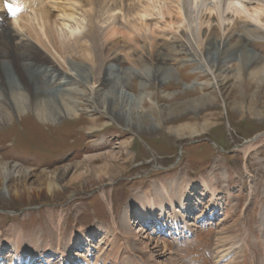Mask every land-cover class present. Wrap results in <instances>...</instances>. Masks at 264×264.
<instances>
[{
	"label": "rangeland",
	"instance_id": "1",
	"mask_svg": "<svg viewBox=\"0 0 264 264\" xmlns=\"http://www.w3.org/2000/svg\"><path fill=\"white\" fill-rule=\"evenodd\" d=\"M59 1L50 0L49 3H60ZM135 2L140 3V0L118 2L120 7L110 11V19L115 21L120 31H124V35L116 31L107 35L106 31L111 27L109 23L101 29L94 28L102 57L106 58L108 55L105 49L112 40L120 42L123 51L128 53H122L121 62L114 63V69H119L117 73H123L122 76L127 78L134 104L138 105V109L146 111L151 126H159L165 116L164 112L171 109L174 102L176 107L187 112L190 120L196 119L187 122L192 126L197 125L198 131L178 136L168 128L179 122L163 125L162 129L157 128L152 134H138L129 130L115 117L102 112L98 104H95L96 101L88 100L95 96L98 88L107 89V83L102 84L101 77L104 72H109L110 67L106 65L96 73V53H82L84 46L80 45L76 48L77 53H66L63 56L58 49V42L44 46L32 36H20L12 20H9L7 29L17 36L15 41L19 45L24 41L35 45L34 59L38 63L54 65L59 73L67 74L64 77L70 83L65 88L67 94L64 91L63 95L70 107L79 113L53 124L42 122L33 112L23 118L14 113L13 119L10 117L7 123L0 125V157L3 158L1 167L4 182V185H0V232L4 238H9L8 232L13 227L20 228L18 241L25 243L23 239H34V252L37 254V258L30 262L27 251H15L6 243L1 254L3 258L0 256L1 264H11L14 259L15 264H67L68 254H60L57 249L61 246L66 252L63 246L72 238L74 245L69 255L72 264H172L174 260V264H225L216 261L218 233L226 229L233 234L234 229L242 224L247 228V246L243 253H229V258H235L236 264H264V225L261 219L264 207V141L259 146L260 156L247 157L243 150L247 142L264 134V91L253 95L256 88H252L242 103L244 111L235 109L237 99L233 95L234 79H225L224 75L218 77L217 69L213 70L214 73H208L199 58L192 57V60L189 52L179 53L180 49L188 47L186 45L189 42L182 36L180 29H177L178 25L173 23L176 20L175 14L162 16L160 8L156 7L154 14L143 16L142 21L148 23V26L135 29L132 23L134 11L129 8L130 13L126 14V9H123L125 4ZM107 3L111 4L110 9L117 5L115 2ZM40 4L43 3L40 1ZM242 4L251 13H254V9L264 11L261 0H243ZM87 5L79 6L85 8ZM235 6L241 7L239 3H235ZM1 7L3 8L2 0L0 9ZM49 7L52 6L46 8ZM248 14L236 13L235 18L241 16L253 26L264 30L261 20L249 17ZM243 43L248 48L256 49L259 59L255 65L263 67L264 40L251 36L250 41L243 40ZM155 44L167 48L163 50L164 54L168 53L169 58V69L166 72L168 79L164 84L153 79L147 60ZM135 58H138L137 63ZM73 64L88 68L90 78L85 80L77 77L71 68ZM37 68L35 66L36 70ZM255 69L252 68L250 72ZM146 71L151 72L147 74L150 78L142 79L139 74L144 75ZM237 73L238 69L230 72L229 76ZM3 80L4 75L0 80L1 84ZM186 91L194 94L186 95ZM200 94L211 95V98L200 103L196 99ZM142 96L143 100H137ZM195 99L197 101L191 102ZM185 102L186 108L182 106ZM198 114L201 117H197ZM204 115H207V120H203ZM207 123L209 127L202 129ZM103 152H114L119 157V167L112 172L111 177L108 173L103 174L105 178L100 181L93 179L95 175L90 173L91 167L88 165H102L103 158L91 161L89 158ZM73 164L78 165L64 177L67 188L55 193L56 196L41 191L39 196L32 193L30 199H20V196H14L17 195L14 194L15 190H8L11 177L14 175L20 178L21 172L24 173L26 169L38 175L44 169L55 170L57 167ZM246 165L250 166L252 177H248ZM83 172L87 175L83 180L72 179L73 174L78 177ZM212 174L218 180V195L215 199L201 182V176L208 177ZM183 177L190 178L195 184V200L192 202L194 209L187 212L190 215L187 218L188 224L195 231H185V223L176 224L177 227L176 218L170 213L167 214L169 216H162L161 222H154L152 227L148 224L145 226L146 233L154 239L153 243L158 241L160 245H167L166 251L157 248L154 252L157 262H149V253L140 251L136 242L132 241L131 251H126L123 236L128 237L130 234L124 230L123 210L129 198L136 192L152 193L155 185L159 188L162 182L182 181ZM70 179L73 181L70 182ZM32 180L33 178L29 181ZM103 189L109 196L110 204L101 195ZM252 196V202L249 203ZM127 206L129 217L136 219L133 223L129 221L130 229L135 231L141 224L136 218L140 213L130 204ZM169 212H172L171 208ZM211 213L215 215L210 219ZM52 214H55L54 220L49 218ZM56 219L59 222L54 223ZM231 244L225 247L228 248ZM18 245L21 246V243L18 242Z\"/></svg>",
	"mask_w": 264,
	"mask_h": 264
},
{
	"label": "bare ground",
	"instance_id": "2",
	"mask_svg": "<svg viewBox=\"0 0 264 264\" xmlns=\"http://www.w3.org/2000/svg\"><path fill=\"white\" fill-rule=\"evenodd\" d=\"M121 1L132 2L135 0H60V3L50 2L49 4L52 7L49 8H46L44 4H40V0H29V5L27 4L26 8L28 13H21L20 16H16V18L12 19V24L17 28L20 36H32L40 40L44 46L49 43L56 44L58 42V49L63 56L66 53H77L76 48L80 45L84 46V50L81 51L82 53H96L98 56L97 63H94L96 73L100 72L106 65L110 67L109 72H104V75L101 77L102 84L107 83V89L98 88L95 96H91L88 100L91 102L96 101L97 103L95 104H98L102 112L105 111L111 117H115L129 130L138 134H152L157 128L162 129L163 125L165 126L170 122H179L171 124V127L168 129L178 134V136L185 134V132H189L190 134L196 133L198 126L190 124L191 121L193 122L196 119L190 120L191 117L188 116L187 112H183L182 108L176 107L173 104L174 102H172L171 109L164 112L165 116L162 117L160 124H158L159 126L155 127L153 124L151 126L146 111L138 109V105L134 104L133 94L128 90L127 78L122 76L123 73H117L119 69H114L116 65L114 63L121 62V55L125 52L120 42L112 40L105 49L108 55L106 58L102 57L103 54L101 47L98 46L97 32L95 30L101 29L105 25L108 26L109 23L111 27L106 31L107 35L113 34L115 31L124 35V31H120V27H116L115 21L112 22V19H110L112 16V12L110 13V11L120 7L118 6V2ZM261 1L264 5V0ZM107 2H115L117 5L113 9H110L111 4ZM235 3H239L242 8L235 6ZM242 3L243 0H140V3L125 4L123 9H126V14L130 13V9L134 11L135 18H133L132 23L135 29L148 26V23H143V16L154 14L156 7L160 8L162 16L174 13L176 20L173 23L178 25L177 29H180L182 36L186 37L189 42L186 45L188 47H183L179 53L186 54L189 52L191 55L190 59L192 60H194L193 58H199L200 63L207 68L206 71L208 73L209 71L214 73L213 70L217 69L219 72L218 77H223L224 75L225 79H234L233 95L238 100L235 101L234 106L235 109L243 112L242 103L244 99H247L252 88H256L253 95L264 91V86H262L264 84V66L255 65L259 59V53L252 47L248 48L247 44L243 43V40L250 41L251 36L264 40V30L253 26L251 22L241 16L235 18V14L240 12L249 13V17L261 20L264 25V11L261 9L262 12H258L257 9H254V13H251L249 8ZM81 4H88V7L83 8V6H79ZM3 5L4 1L2 0ZM16 5H21L20 1H16ZM16 37L8 31L7 27H4V24H0V80L3 75L5 76V80L2 81L4 85L0 81V125L7 123L10 117L13 119L14 113L19 114V118H23L33 112L37 119H40L44 123L52 124L57 120L72 115L77 116L79 112L70 107L66 96L63 95L64 91L67 94L65 88L70 83L68 82L70 80L65 79L67 74L59 73V69L54 65L51 66L46 62L38 63L34 59L36 56V52L34 54L35 45L29 42L25 43V41L19 45L15 41ZM165 49L167 48L160 46V44H155L154 50L152 49L154 52L152 51L147 56L151 72L153 73V79L160 84H164L168 79L166 72L169 69V58L167 56L168 53L164 54L163 52ZM183 49L188 50L187 52H183ZM125 54L127 55L128 53L125 52ZM134 61L137 63L138 58H135ZM258 65L260 67L255 69ZM35 66H38L37 70ZM71 68L74 69L77 77L88 80L91 76L88 68L79 67L76 64H73ZM252 68L255 70L250 72ZM236 69H238V73L229 76L230 72ZM151 72L146 71L144 75H139L142 79L143 77L148 79L150 76L147 74ZM23 76L27 79L25 80ZM186 93V95L194 94L191 91H186ZM210 98L211 95L200 94L196 99L200 103H203L204 100L209 101ZM141 99L143 100V96L137 100ZM196 99L191 102L197 101ZM186 102L182 105L184 108H186ZM169 115H172V117H169ZM197 117H201V115L198 114ZM205 118L207 120V115H204L203 120ZM206 127H209L208 123L201 128L205 129ZM262 141H264V134L257 135L247 142L243 147L245 155L247 157L249 155L253 157L254 155L256 157L260 156L261 150L259 146ZM103 153L94 154L89 158L90 161L91 159L97 160V158H103L104 163L102 165L95 166L92 163L88 165L91 167L90 173L95 175L93 179L100 181L105 178L103 174L108 173L111 177L112 172L119 167L117 159L119 157L114 152H110L109 154ZM2 164L3 158L0 157V185H4ZM77 165L73 164L72 166L69 165L62 168L57 167L55 170L44 169L38 175L32 174V170L26 169L24 173L21 172L20 178L14 175L11 177V182L9 181L10 184L7 185L8 190H15L14 194L17 195L14 196L17 198L20 196V199H30L32 193L39 196L41 191H45L51 194V196L55 195V193L62 192L67 188L64 177ZM245 170L248 177H252L250 166L246 165ZM73 175L72 179L74 180L77 178L83 180L87 176L84 172L78 177L75 174ZM32 178L33 180L29 181ZM201 178L204 189L211 192L212 197L214 196L215 199L216 195H218L217 178L214 174L208 177L201 176ZM72 179L69 181H73ZM194 186L195 184L190 178L183 177L182 181L171 180L168 183L162 182L159 188L155 185V190L152 193L144 194L136 192L131 196L127 205L130 204V206L138 209L140 215L136 218H138L137 221L141 224L137 226L138 229L135 231L130 229V222L132 221L133 223L136 219L129 217L128 206L126 205L124 208L127 210L123 208V225L125 232H129L130 234L128 237L123 236L125 238L126 251H131L132 241L136 242L140 251L149 253V262H157L154 252L158 250L157 248L166 251L167 245L165 243L160 245L158 241L153 243L154 239L146 233L147 229L145 226L148 224L152 227L154 222H161L160 218L170 213L176 218L175 225L185 223V230L187 232H194L195 230L192 229L191 224H188L187 221V218L190 216L187 212L194 209V205L192 204L195 200V194L193 193ZM101 195L110 204L109 196L104 189L101 191ZM252 199L253 196L250 198L249 203L252 202ZM170 208L172 212H169ZM214 215V213H211L210 219ZM49 218L50 220H54L55 214H52ZM261 219L264 225V207ZM56 222L59 221L56 219L54 223ZM234 230L233 234L230 230L226 229L218 233L216 261L219 263L236 264L235 258H229L230 255L233 253L234 255L238 254V251H242L243 253L244 247L247 246L246 225L242 224ZM20 231V228L13 227L8 232L9 238H4L0 232V256L3 253V245L8 243L15 251H27L30 255V262H33L37 258V254L34 252L36 242L34 239H23L25 243L18 241L21 235ZM262 234H264V229H262ZM73 240L72 238L69 243L63 246L66 252L62 250L61 246L57 249V252L60 254L67 253L68 256L71 255L72 246L74 245ZM18 242L21 243V246L18 245ZM229 243L232 244L226 248L225 246ZM229 253L230 255L228 256ZM68 256L66 257L67 264H72V259ZM174 261L172 264L175 263ZM15 262L16 259L12 260L11 264H15Z\"/></svg>",
	"mask_w": 264,
	"mask_h": 264
},
{
	"label": "snow or ice",
	"instance_id": "3",
	"mask_svg": "<svg viewBox=\"0 0 264 264\" xmlns=\"http://www.w3.org/2000/svg\"><path fill=\"white\" fill-rule=\"evenodd\" d=\"M6 7L11 10L12 9V5L11 4H6Z\"/></svg>",
	"mask_w": 264,
	"mask_h": 264
}]
</instances>
